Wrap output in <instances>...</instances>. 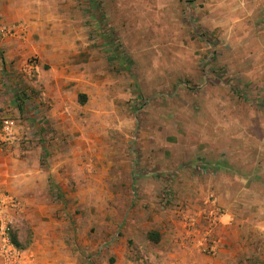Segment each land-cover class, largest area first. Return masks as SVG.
<instances>
[{
	"label": "rangeland",
	"instance_id": "obj_1",
	"mask_svg": "<svg viewBox=\"0 0 264 264\" xmlns=\"http://www.w3.org/2000/svg\"><path fill=\"white\" fill-rule=\"evenodd\" d=\"M229 1L77 0L85 12L84 36L100 60L99 71L95 69L98 85L89 92L75 91L74 82L64 86L68 108L58 126L48 117L52 105L36 100L41 106L35 112L39 126L27 134L31 138L16 141L10 148L15 152L0 154L7 158L1 165L7 169V184H0V264H161L156 251L158 258L151 260L141 243L123 238L132 208L125 184L132 169L141 167L162 183L161 189L166 187L158 203L167 209L173 195L172 146L174 140L180 145V135L188 136L181 120L209 97L213 72L239 97L247 83L230 65L245 60L241 57L252 63L264 55V20L245 27L233 4L227 12ZM229 14L236 22L230 31L208 26L217 23L213 27L220 29L216 20ZM24 50L21 71L38 85L14 89L23 99L28 93L40 99L49 78L42 75L53 65L40 57L38 47ZM194 70L201 71V80L192 78ZM189 102L193 109L182 110ZM160 152L166 156L164 171L157 170ZM175 153L180 157L187 151L178 147ZM211 199L201 202L204 215L222 216L219 206L209 204ZM177 211L180 215L186 208ZM257 242L261 250L241 253L235 248L223 257L201 248L210 260L189 264H264V239ZM113 245L120 246L123 257L110 252Z\"/></svg>",
	"mask_w": 264,
	"mask_h": 264
},
{
	"label": "crops",
	"instance_id": "obj_2",
	"mask_svg": "<svg viewBox=\"0 0 264 264\" xmlns=\"http://www.w3.org/2000/svg\"><path fill=\"white\" fill-rule=\"evenodd\" d=\"M229 4L236 7L247 28L260 26L264 20V0L229 1L228 13ZM92 6L88 8L94 13ZM79 7L77 0H0V25L15 30L11 35L0 34V120L7 116L16 119L19 140L31 138L27 134L39 126L35 112L41 106L37 101L52 105L48 117L58 126L66 120L68 108L64 86L74 82L75 91L89 92L98 85L95 69L98 70L100 60L92 55L94 45L91 47V41L84 36L85 12ZM234 17L229 14L216 20L220 29L213 27L217 23L208 26L217 32L230 31L236 26ZM232 37L231 33L227 35L229 39ZM31 45L38 47L43 54H39L40 57L53 65L47 75H42L49 78L43 83L44 97L40 99L29 93L28 99H23L14 89L26 86L27 90V86L38 85L36 80L28 81L27 72L21 71L26 56L24 46ZM241 58L245 60L237 59L230 65V71L238 70L247 83L242 92H237L239 97L213 72L207 86L209 97L199 101L203 102L200 107L181 120L188 136L180 135V145L174 140L172 148L176 152L179 147L187 154L175 157L174 152V179L169 183L173 195L168 198L172 201L168 208H160L158 203L166 187L161 189L162 183L149 178L141 165L136 171L132 169L130 181L125 184V189L127 186L131 190L132 208L130 219L124 225L123 238L141 243L146 249L143 252L151 260L159 257L161 264L209 261L208 256L199 252L206 245V235L216 245V257H223L235 248L246 253L263 247L257 241L264 239V55L255 57L252 63L249 57ZM201 76L200 70L193 71L192 78L199 81ZM255 79L261 82L260 86L252 84ZM118 80L116 78V82ZM219 90L223 95L215 94ZM97 97L100 101L101 93H97ZM189 109H193L190 102L187 108H182ZM16 143L0 146V154L10 152ZM156 157L160 168L157 170L168 169L164 152ZM6 159L0 155V184H7V169L1 167ZM208 197L212 198L209 204L223 210L212 229L208 228L204 215L206 207H201V202H207ZM182 206L186 211L174 214V210L179 213L177 209ZM149 233L157 240L150 239ZM110 252L123 257L120 246L113 245Z\"/></svg>",
	"mask_w": 264,
	"mask_h": 264
},
{
	"label": "built area",
	"instance_id": "obj_3",
	"mask_svg": "<svg viewBox=\"0 0 264 264\" xmlns=\"http://www.w3.org/2000/svg\"><path fill=\"white\" fill-rule=\"evenodd\" d=\"M14 29L11 26H7L5 24L0 25V34L2 35H11L14 33ZM16 119L12 117H3L0 120V146L6 144H12L15 141H18L16 129ZM18 139V140H17ZM221 215L219 213H213L206 217V222L208 224V228L212 229V227L220 220ZM208 229V234H209ZM205 238L206 245H203V250L213 254L216 251V245L212 240H209L208 235Z\"/></svg>",
	"mask_w": 264,
	"mask_h": 264
},
{
	"label": "trees",
	"instance_id": "obj_4",
	"mask_svg": "<svg viewBox=\"0 0 264 264\" xmlns=\"http://www.w3.org/2000/svg\"><path fill=\"white\" fill-rule=\"evenodd\" d=\"M148 237H150V239H152L154 241L157 240V238L155 236H153V234H151V233L148 234Z\"/></svg>",
	"mask_w": 264,
	"mask_h": 264
}]
</instances>
